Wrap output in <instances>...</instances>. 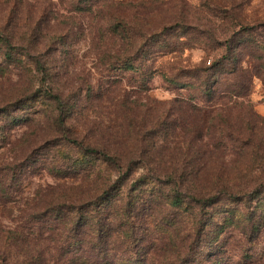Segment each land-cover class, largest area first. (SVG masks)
Masks as SVG:
<instances>
[{
  "label": "rangeland",
  "instance_id": "1",
  "mask_svg": "<svg viewBox=\"0 0 264 264\" xmlns=\"http://www.w3.org/2000/svg\"><path fill=\"white\" fill-rule=\"evenodd\" d=\"M117 20L157 36L132 56L117 37H103ZM0 36L24 62L5 60L0 42V109L9 108L0 118H29L0 150V165L16 164L13 202L0 205L2 229L32 231L27 216L36 202L99 180L98 173L75 181L51 175L53 157L76 153L69 138L147 158L134 167L138 176L198 166L202 183L264 180V0H0ZM127 57L139 72L125 71ZM199 74L220 83L211 103L197 87ZM36 92L42 103L26 105ZM263 250L264 234L251 254ZM20 260L47 264V252L35 263Z\"/></svg>",
  "mask_w": 264,
  "mask_h": 264
},
{
  "label": "trees",
  "instance_id": "2",
  "mask_svg": "<svg viewBox=\"0 0 264 264\" xmlns=\"http://www.w3.org/2000/svg\"><path fill=\"white\" fill-rule=\"evenodd\" d=\"M181 30L189 31L186 27ZM109 36L117 37L132 56H137L146 48L147 39L157 35L134 31L124 21H108L103 37ZM0 42L7 55L3 58L22 66L24 62L11 54L12 40L0 36ZM126 59V72L140 71L131 58ZM201 77L199 74L196 79L201 81ZM219 84L206 78L197 87L211 103ZM247 89L246 85L239 92H230L242 97ZM224 92L225 88L221 94ZM38 93L27 98L26 105L42 103ZM55 95L51 89L49 96L61 103V97ZM194 108V112L198 110ZM8 109L2 108L0 113ZM4 117L0 118V150L6 147L14 125L29 121L25 117ZM64 122L60 120L61 125ZM67 142L76 153L53 157L51 175L75 181L82 175L89 179L98 173L99 180L87 190L79 187L58 195L51 192L46 200L36 202L27 216L32 231L0 227V264H20V259L35 263L45 259V252L47 264H264V250L251 254V247L264 234L263 179L252 186L230 187L220 177L202 183L198 166L190 174L187 170L169 172L160 168L161 172L138 176L134 167L145 164L147 158L111 152L110 147L86 139L69 138ZM15 165H0V205L5 209L13 202L15 177L10 172ZM232 239L237 240L236 252L230 251Z\"/></svg>",
  "mask_w": 264,
  "mask_h": 264
}]
</instances>
